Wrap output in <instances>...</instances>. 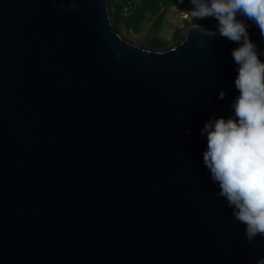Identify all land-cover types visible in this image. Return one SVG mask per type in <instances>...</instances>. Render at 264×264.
I'll use <instances>...</instances> for the list:
<instances>
[{
  "label": "water",
  "instance_id": "obj_1",
  "mask_svg": "<svg viewBox=\"0 0 264 264\" xmlns=\"http://www.w3.org/2000/svg\"><path fill=\"white\" fill-rule=\"evenodd\" d=\"M114 13L0 0V264H257L264 237L203 160L205 123L234 115L239 44L191 24L155 48Z\"/></svg>",
  "mask_w": 264,
  "mask_h": 264
},
{
  "label": "clouds",
  "instance_id": "obj_2",
  "mask_svg": "<svg viewBox=\"0 0 264 264\" xmlns=\"http://www.w3.org/2000/svg\"><path fill=\"white\" fill-rule=\"evenodd\" d=\"M190 3L192 9L183 12L185 20L213 18L218 23L211 35L218 33L239 44L231 51L238 65L235 87L239 96L230 105L234 115L227 119L213 116L201 129V135H207L204 164L212 182L219 186L215 196L226 199L235 221L245 225V236L251 243L258 235L264 237V61L260 59L264 51H257L249 28L255 24L264 40V0ZM69 7L74 9L76 5ZM196 27L209 34V29ZM225 95L221 91L218 98L223 100ZM257 264H264V259Z\"/></svg>",
  "mask_w": 264,
  "mask_h": 264
},
{
  "label": "rangeland",
  "instance_id": "obj_3",
  "mask_svg": "<svg viewBox=\"0 0 264 264\" xmlns=\"http://www.w3.org/2000/svg\"><path fill=\"white\" fill-rule=\"evenodd\" d=\"M137 7L140 6V0H136ZM190 1L186 2L177 0L175 3L161 4L158 11L149 10L143 14L137 27H128L124 24L125 17H122L121 31L131 40L138 43H146L154 37L168 41L169 44L174 43L179 31H183L187 27L188 22L196 20L190 18L188 20L181 19V10L187 8L189 11ZM122 16V15H121ZM206 26H217V21L213 18L197 20ZM246 23H250L245 19Z\"/></svg>",
  "mask_w": 264,
  "mask_h": 264
},
{
  "label": "trees",
  "instance_id": "obj_4",
  "mask_svg": "<svg viewBox=\"0 0 264 264\" xmlns=\"http://www.w3.org/2000/svg\"><path fill=\"white\" fill-rule=\"evenodd\" d=\"M113 1V5L115 8V13H114V17H115V21L118 25V27L121 29V23H122V16H121V4L119 1L117 0H112ZM183 1H190V0H183ZM177 2V0H140V4L141 7L138 6L135 13L126 17L124 20V24H126L129 28L132 27H137L140 23L141 18L143 17V14L146 11L149 10H154V11H158L161 7V4H168V3H175ZM192 5L190 3L189 5V10L192 9ZM251 23V21H249ZM191 24H202L205 25L204 23H201L197 20H193L188 22V25ZM181 35V31L178 32L176 39H179ZM145 45L151 46V47H155V48H161V47H165L166 45H168V41L160 39L159 37H154L153 39H151L150 41L144 43Z\"/></svg>",
  "mask_w": 264,
  "mask_h": 264
},
{
  "label": "built area",
  "instance_id": "obj_5",
  "mask_svg": "<svg viewBox=\"0 0 264 264\" xmlns=\"http://www.w3.org/2000/svg\"><path fill=\"white\" fill-rule=\"evenodd\" d=\"M120 2L122 8H121V15L122 17L124 16L125 18L134 14L136 9H137V3L136 0H117ZM188 11L187 8H184L181 10V19H184L183 12ZM190 19V18H189Z\"/></svg>",
  "mask_w": 264,
  "mask_h": 264
}]
</instances>
